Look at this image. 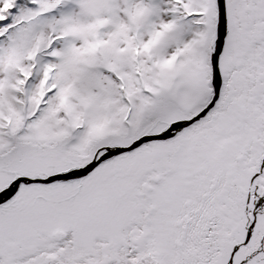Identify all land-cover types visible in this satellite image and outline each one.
<instances>
[{"label": "snow or ice", "instance_id": "6c2138e0", "mask_svg": "<svg viewBox=\"0 0 264 264\" xmlns=\"http://www.w3.org/2000/svg\"><path fill=\"white\" fill-rule=\"evenodd\" d=\"M0 264H264V0H0Z\"/></svg>", "mask_w": 264, "mask_h": 264}]
</instances>
